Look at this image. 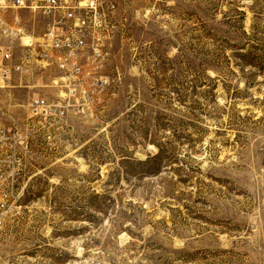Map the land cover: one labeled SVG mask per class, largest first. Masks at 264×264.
I'll return each mask as SVG.
<instances>
[{
    "label": "rangeland",
    "instance_id": "1",
    "mask_svg": "<svg viewBox=\"0 0 264 264\" xmlns=\"http://www.w3.org/2000/svg\"><path fill=\"white\" fill-rule=\"evenodd\" d=\"M117 2L97 118L43 121L28 98L54 89L0 88L27 138L0 264H264V0ZM45 26L0 9V47Z\"/></svg>",
    "mask_w": 264,
    "mask_h": 264
},
{
    "label": "built area",
    "instance_id": "2",
    "mask_svg": "<svg viewBox=\"0 0 264 264\" xmlns=\"http://www.w3.org/2000/svg\"><path fill=\"white\" fill-rule=\"evenodd\" d=\"M0 9L30 10L46 18L40 35L23 38L20 52L0 47V88L54 89V93L33 92L28 98L31 115L43 121L70 114L97 118L105 91L121 80L119 72L115 76L100 73L107 44L125 22L117 0H0ZM37 71L54 73L52 83H26L25 78ZM15 76L18 84L12 83ZM26 147L20 128L0 126V228L24 196Z\"/></svg>",
    "mask_w": 264,
    "mask_h": 264
},
{
    "label": "bare ground",
    "instance_id": "3",
    "mask_svg": "<svg viewBox=\"0 0 264 264\" xmlns=\"http://www.w3.org/2000/svg\"><path fill=\"white\" fill-rule=\"evenodd\" d=\"M27 38L25 37V40H26Z\"/></svg>",
    "mask_w": 264,
    "mask_h": 264
}]
</instances>
